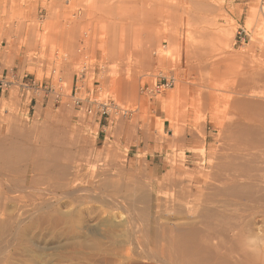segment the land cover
Segmentation results:
<instances>
[{
  "label": "rangeland",
  "instance_id": "374dc122",
  "mask_svg": "<svg viewBox=\"0 0 264 264\" xmlns=\"http://www.w3.org/2000/svg\"><path fill=\"white\" fill-rule=\"evenodd\" d=\"M112 1L114 2L115 0H111V2ZM162 1L163 3H161ZM165 1L169 3L166 4ZM174 1L177 4L174 3ZM93 2L95 4L97 2V5H95ZM101 2L100 0H0V39L6 40V50L12 47V51H10L8 58L2 61L1 69L3 70L4 67L9 69L8 77H10L13 72L18 73L19 78L22 80V82H19L21 85L22 83H30V85H33L31 86L32 88L23 90L20 85L15 84L14 81L12 87L8 89L12 90V100L9 101V99H7L4 104H32L35 106L34 108L36 110L33 122L34 124L37 123L42 127H45L50 119H57V121L64 119L63 123L59 121V125L62 126L63 132L66 131L65 134L68 138H73L71 141H69L67 138L65 162L67 170L66 175H64L63 171L65 170V166L61 165H59V167H54V170L50 172L38 171L39 167L33 164V161L35 159L37 160V158H34L35 156L32 154L33 152L29 153L30 155L27 154V157H25V160L29 157L27 159L29 161L26 160V162H30V164H27L28 168L27 166L24 168L22 167L23 169L20 168L18 171L21 172L19 173L15 171L0 173V218L2 217L0 221L1 223L6 224V227L0 230V264H129L132 262H139L143 264L145 262V264H149V261L151 260L147 255L148 252H151V249L153 250V247L148 242L153 239V233L158 231L157 228L160 226L159 224H167L169 222L172 224L176 220L172 216H169L170 213L168 210L170 205L167 204V202L172 198L175 199L177 196H180V202H183L184 206L186 204L188 205V213L191 215L194 214V211L199 208V201L204 195V189L208 182L207 176H209L210 170V155L215 157L220 154V148L218 145L219 138L221 137L220 129L216 124L217 119H213L211 117V113L213 111L212 109H223L227 104H230V101L233 102L231 97L235 98L236 96H242L235 90L237 81L235 80V77H238L239 75L238 71V74L235 72V66L236 69L237 67L244 68L247 66L244 64L250 62L251 64L248 63V66L250 64L253 68L264 67V0H241L242 3L239 5L240 14L238 19L233 18L229 13H235V9L230 6L228 0H156L157 3H155L156 5H152L153 7L151 6V0L148 2L150 6L145 2V8L144 6H139L136 11L133 8L134 10L132 9L130 12L133 14L129 13V9H120V13L124 18L135 16L137 13H139V15H137L140 17V14H142V17H140L142 18L140 19L141 21H130L129 23L125 21L123 17L121 18V15L119 17L112 15L115 10L113 12L108 11V13L107 10L104 9L106 4H109L110 0H101ZM102 4H104V6ZM171 5L173 6L171 7ZM94 6L97 8L94 9ZM147 7H150L149 9H151V12L149 10L146 12L147 14L148 12L150 13L148 16L144 13L145 11L143 12V10H145ZM169 7L171 8L168 9ZM178 7H180V10ZM99 9H101V11ZM140 9L147 16L148 21L147 19L145 20L146 16L144 17V14L141 13ZM173 10L175 13L177 12L176 17L179 25L176 23L177 21H171L176 20V17L174 16L173 19V15H171L174 13ZM116 11H118L116 13H119V9ZM123 11L126 13H123ZM172 11L173 13H171ZM183 11L185 13H183ZM105 13L107 15H105ZM170 15L172 19L169 18ZM149 16H152L155 19V22H152L153 19H151ZM108 18H110V21L106 20ZM74 19H81V22L79 21V26L81 25L82 28L79 27L78 30L79 32H83L82 34L85 35H82L81 33L79 35L80 37H86L88 40L82 37L80 40L78 37V48L76 46V49L74 50V56H70L68 58L66 57L64 59L65 61L66 59L68 60L70 58V61L68 60L69 63L67 70H64L60 64L63 60L60 56H63L64 54L62 53V51L64 52L62 48L67 36V25L69 27V25L73 24L72 21H74ZM104 19L107 23L104 21ZM117 19L119 22L114 21ZM122 19L124 21H122ZM111 22H113L114 25L122 24L123 22L122 26L119 25L121 27L115 25L116 27L120 28V30H118L121 31L122 36L120 35V32L118 33L116 31L115 26L112 25ZM169 22L173 25V27L170 26L171 24H169ZM108 23H110L112 27H114L113 30H115V32L120 35L117 36V38L120 37V39L115 38V41H119L118 43L122 45L118 44L117 42V45H113V33L108 30L112 34L108 35V31H105V29L107 30L111 27L110 24V26H108ZM149 23L155 25H151V28L153 26L156 28H152L153 31L155 30L154 33L152 32ZM146 25H149L147 27L150 29H147ZM157 25H161V29H159L160 27ZM240 25L245 26L251 34L250 40L244 45L235 44V34L237 28ZM143 27H146V29ZM184 27L186 28L185 30ZM224 28H227V34L229 31V34H233H228L229 37L223 38L221 30L223 31ZM179 29H182L180 30V33L178 32ZM190 29L194 32H191ZM145 30H147V32ZM148 30H150V32ZM160 30H162V33ZM169 30L176 32L174 34H179L178 38L179 36L182 38L183 44L185 42V37L189 39L187 40L185 38L187 40L186 42L189 41L188 43L195 41L196 43H199L200 48L202 47L205 51L206 57H209L208 60H206L208 61V71L204 74V76H202L201 79L198 80L199 82L196 80L198 74L196 75V73L190 72L192 70L186 69V66L184 65L185 62L182 61L181 63L180 58H182L184 53V46H179V43L181 44L182 41H178L177 35H175L177 40L174 42L178 44L179 48L173 41H169L172 39L169 35L173 33L171 31L169 34ZM202 30H206L208 32L211 30L212 32L207 33L205 31L204 33L206 34L203 35L204 33ZM181 31H183V33H181ZM186 31L187 36H185ZM197 31H199L203 36ZM115 32L114 34H116ZM144 32H152L155 36H162L163 39L162 43H160L161 41L159 39L161 37L157 36L155 46L153 45L152 47L153 58L150 61V67L147 65L149 61H144L142 58V50L145 46V42L142 44V41H145ZM195 32H197L196 34H199L200 36L192 34ZM188 33H191L192 35L190 34L189 37ZM211 33H213V35ZM211 35L214 37V40L212 39ZM197 36H205L206 38L209 36V39H211L207 40L208 38L206 39L204 37L209 42L206 44L202 37L200 38L201 40H197ZM143 37L144 40L142 39ZM165 37L169 39L166 40ZM106 38H110L112 41L107 40ZM105 39L107 41H104ZM192 39L194 40L192 41ZM120 40L122 41L120 42ZM210 41L212 42L210 43ZM212 43L215 44L214 47L218 51L217 53L213 46L211 49H209L211 45H213ZM134 44L137 45H135L136 48L134 47ZM109 45L110 47H114L116 51L115 54L117 55L115 58L110 59L111 61L109 59L106 60L108 56L110 58L113 54L109 53ZM142 45L144 46L142 47ZM105 47L106 51L103 50ZM107 48L109 52L107 51ZM140 48L142 49L141 53L139 54L138 52L140 51ZM159 48L160 51H158ZM9 50H11V48ZM103 51L104 53H102ZM187 51H189V49H187ZM18 52H23L24 54L20 61L17 59ZM120 52L122 55H120ZM177 52L179 57L178 54H176ZM189 53L190 59L192 60L191 62H193V58L198 57L199 55V53L197 55L192 53V55H194L193 57L191 56L190 51ZM219 54L224 55L227 60L229 58L234 59L233 61L232 59L228 61H232V63L229 64H234L232 65L233 68L229 64V66L226 65L228 67L225 66L227 60L225 63H222V65L221 62H224V60H222L224 57H219ZM71 57H73V61H71ZM217 58L222 60L220 62L218 61L219 64L216 61ZM103 59L108 65L104 64L105 62L102 61ZM175 59L179 60L176 62ZM209 60L214 67H216V64L219 66L221 64L219 71H215L214 68L210 69V66L212 65L209 64ZM124 61L125 63H123ZM142 62L146 63L144 65L147 66H144ZM182 67H184V69ZM229 67L231 68L228 69ZM231 69L236 74L235 77ZM164 76H175V85L171 88L165 89L154 97H150L142 92V88L144 86L151 84L153 85L156 82H160ZM232 76L235 79H232ZM65 77H68V80ZM135 84H137V86ZM232 86L235 88L233 89ZM122 87L124 91L122 90ZM125 88H127V90ZM231 88L233 89V92L229 91ZM120 90H122L124 93L122 91L120 92ZM260 94L263 97H261ZM262 94L263 93H256L253 98L256 100L259 99L260 102L262 101L261 104H264V94ZM229 96L230 99L228 98ZM77 98L81 100L80 105H76L75 100ZM224 98H228V100H225ZM162 104L166 105L163 107ZM63 105L70 107V112L67 113L64 118L60 115V113L63 112L61 111ZM100 105H107V112L102 113ZM173 107L175 108L174 113L175 116H177L176 118H179L180 120L179 126L181 125L185 133L183 134L182 132V135L180 136L181 140H177L176 142L171 141V157L173 156V158H177L178 163H176V165H178L176 168L178 167V169L174 168L173 172H171L172 174L169 175L168 173L165 175L164 178L167 177V180L162 179L160 182H157L154 178L160 177L165 173V170H163L162 167L165 160L167 159V153L166 149H163V144L160 142H154L155 146H153L148 151V171H154L152 176L147 171V163H145V160H143L144 162H140V165L138 164L136 166H132L131 163V160L139 155V150L144 148V145H135L132 147L129 154L126 155L125 144L130 124L134 121L136 122V120H139L142 124L144 121H146V116H149L148 114L151 115L150 119H152V121L155 120V125L151 130L153 136L157 137L160 134L162 139L172 138L173 136L170 129V121L167 118V113L164 109H167L169 116ZM200 107H203V109ZM32 112L33 109H31V113ZM122 117H124L125 120H122ZM195 117L198 119L197 121L195 120ZM195 122H197L196 124L198 126L195 124ZM198 122L200 123L198 124ZM200 124L203 126L201 127ZM98 134V143H96L95 140ZM191 138H193L192 141H190ZM75 140H78L76 147L71 144L74 143ZM107 141L112 145V150L111 154H107L109 156L105 155L108 161L106 158H104L105 156L102 158L104 160L103 161L101 160V155L106 152V150L103 149V146ZM34 143V145L40 146L37 140H34ZM83 145L88 148L86 149V158L90 162V164L86 167L83 166L86 163V159L84 157L81 159H79L80 157L78 159L74 157L76 156L74 152ZM56 148L58 151L57 146ZM162 149L164 151H161ZM40 151H42V149H34V152L40 153ZM3 152L4 151H0V154ZM216 153L218 155H216ZM245 153L247 154L248 152L243 151V157L245 156ZM189 155H191V157H189ZM41 156L38 158V160L42 158ZM257 157L258 160L262 162L261 165H263L264 153L257 154ZM79 160L81 161L79 162ZM193 160L194 162L196 161V163L200 164L196 168V173H194L192 170L189 171L187 168L189 166L190 169H194L195 165ZM82 162H84L83 165ZM0 163H2L0 164V167L2 166L4 168L9 166V164L5 165L3 160H1V156ZM183 166L187 167L183 168ZM263 166L261 167L263 168ZM44 167L46 168L47 166ZM58 168L61 170L60 172H58ZM88 169L90 170V174L87 173ZM179 169L180 172H178ZM174 170L176 173H174ZM104 171H107V173H104ZM177 174L178 176L180 174V176L178 177ZM136 175L139 180L136 178ZM8 176L12 179H9ZM106 176L107 180L108 178L111 180L110 182H107ZM100 177H104L106 183H104L103 178ZM172 178H174V180ZM244 178L245 177H243V179ZM136 180L137 184L135 183ZM177 180L182 181L180 183V181ZM98 181H102L104 184L99 182V185ZM140 181H145V183ZM173 181L178 183V188H174L175 183ZM143 184L149 185L147 188H144ZM167 184L169 186L172 185L170 189L173 188V192L172 190L169 192ZM101 185H103L102 189ZM105 185L106 192H104ZM161 185L167 186V189L165 186L166 191H164L165 189L162 188ZM132 186L134 190L132 189ZM139 186L142 189H139ZM175 186H177V184H175ZM94 189L95 192L99 194L96 198L93 196L96 194H92L95 193L93 191ZM137 189L140 193H137ZM88 190H90V192ZM89 193L92 195L94 200ZM102 193L103 195L104 193L106 195L103 197ZM140 194L144 195L145 202L142 200L143 197L139 199L140 196H142ZM149 196L151 197L149 198ZM87 197L89 198L87 199ZM137 199L139 200V203ZM117 200L119 201L117 202ZM115 201L117 203H115ZM242 201L246 202L247 200ZM135 202L139 207H136L137 205ZM161 203H163V206ZM48 204L52 205H49L50 209H47ZM113 204H117L119 207L117 208V205H115L116 208L114 209L115 206ZM109 205L111 206L108 207ZM130 205L131 207H129ZM140 206L142 210L141 212ZM241 206L242 208L239 210L238 216L241 217L248 215L250 213V207H252L251 203L246 202ZM112 208L115 211H113ZM125 208L127 209V212ZM130 208H132V210ZM137 208L139 209V212L136 211ZM54 211H56L55 214L53 213ZM50 212H52L54 217L56 214L60 213V215H63L62 217L65 220L62 223H54L49 221L47 218L53 217L51 216L52 214H49ZM137 213L139 217H136ZM132 214L136 220L138 219L137 223L132 217ZM143 214L146 217L148 216L146 218L147 220L144 218V216H142ZM148 214L150 215V219ZM159 216H161V219ZM128 217L129 221L127 220ZM141 218L147 222L150 221L151 223L146 222L148 224L147 225ZM125 220H127L128 224H126ZM140 220L142 221L141 223ZM156 223L158 226H156ZM256 223V225L254 224L255 226L253 225V227H255L253 232L246 233L245 236L255 240L258 245L260 242L261 245L259 246L263 247L264 224L260 220V217H258ZM131 225H134L136 228L140 227L139 229L137 228L139 233L136 230L133 232L134 234L136 233V237L141 235V239H139L140 237H137V240H140L139 243L141 244L142 242L143 245H146V247L142 244L141 246L137 240L134 241L136 243H133L134 246L133 244L130 245L128 243L119 245L114 242V239L117 238V235L127 234L128 232L126 230L129 229ZM123 228H126V230L124 229L125 232L122 230ZM146 228L150 230V233ZM8 229L9 232H7ZM1 231H4V233L6 232V235ZM143 233L146 237L143 235ZM106 235L110 238L107 239ZM145 238H147L146 240L148 241L144 242ZM142 239L144 241H142ZM122 246H125L124 249L126 251L121 249ZM126 247H128V249H126ZM148 247H150L149 250H147ZM139 254L145 257L138 256ZM146 258L148 260H146ZM160 258L161 257L159 256V259ZM143 259L145 261H143ZM159 259L158 261L152 260L151 263L156 262L157 264H160L161 262Z\"/></svg>",
  "mask_w": 264,
  "mask_h": 264
},
{
  "label": "bare ground",
  "instance_id": "6f19581e",
  "mask_svg": "<svg viewBox=\"0 0 264 264\" xmlns=\"http://www.w3.org/2000/svg\"><path fill=\"white\" fill-rule=\"evenodd\" d=\"M103 1V0H102ZM151 0H115L114 2L112 1L111 2V0H110V2H109V4H106V7L104 8V9H106L107 10V12L109 11V12H113L114 10H115V12L112 14V15H115V17L116 16H120L121 18L123 17V15L120 13V9H124L125 8V10L127 9H129L130 11H129V13L131 12V10L134 8L135 9V11H136V9L137 8H139V6H141V7H143L146 3H148V2H150ZM100 2H101V0H100ZM106 2V1H105ZM146 2V3H145ZM166 2V1H165ZM94 3V2H93ZM102 3V2H101ZM127 3H129V4H127ZM144 3V4H143ZM152 4H151V6L152 5H156L155 3H157L156 2V0H152V2H151ZM161 3H163V1L161 2ZM169 3V2H168ZM167 2H166V4H168ZM174 3H176L175 1H174ZM95 4V3H94ZM94 4H92V5H94ZM140 4V5H139ZM177 4V3H176ZM185 4V3H184ZM190 4H192V3H190ZM81 5H83V4H81ZM95 5H97V2H96V4ZM98 5H99V2H98ZM101 5V4H100ZM103 6H104V4H102ZM147 5H149L150 6V4L148 3ZM209 5V4H208ZM85 6V5H84ZM161 6V5H160ZM166 6V5H165ZM173 5H171V7H172ZM175 6V5H174ZM179 6V5H178ZM192 6V5H191ZM203 6V5H202ZM99 7V6H98ZM127 7V8H126ZM153 7V6H152ZM151 7V8H152ZM167 7H168V5H167ZM171 7H169L168 9H170ZM182 7V6H181ZM188 7V6H187ZM209 7V6H208ZM94 9H96L95 8V6L93 7ZM103 8V7H102ZM101 8V9H102ZM144 8H145V6H144ZM144 8H142V9H144ZM150 7H147L145 10H143V12L145 13V14H147L146 12L149 10H151V9H149ZM158 8V7H157ZM165 8V7H164ZM177 8V7H176ZM180 7H178V9H179ZM211 8V7H210ZM101 9H99L100 11H101ZM103 9V10H104ZM117 9H119V13H116V12H118V11H116ZM133 9V10H134ZM162 9V8H161ZM160 9V10H161ZM173 9V8H172ZM207 9V8H206ZM209 9V8H208ZM141 10V9H140ZM176 10V9H175ZM180 10V9H179ZM183 10H184V8H183ZM201 10H204V9H201ZM105 11V10H104ZM174 11V10H173ZM173 11L171 12V13H173ZM208 11H211V10H208ZM84 12H86V11H84ZM88 12V11H87ZM95 12V11H94ZM108 12V13H109ZM138 12V11H137ZM136 12V13H137ZM140 12V11H139ZM142 12V10H141V13H143ZM151 12V11H150ZM179 12V11H178ZM181 12V11H180ZM83 13V12H82ZM123 13H126V12H124L123 11ZM128 13V12H127ZM135 13V14H136ZM143 13V14H144ZM174 13H175V11H174ZM171 14V15H173L172 17H173V19H174V16L176 17L177 16V12L175 13V14ZM183 13H185L184 11H183ZM84 14H86V13H84ZM95 14V13H94ZM116 14H119V15H116ZM130 14H133V13H130ZM129 14V15H130ZM138 15H139V13H137ZM135 15V16H129V17H126V18H124V20L125 21H127L128 23L130 22V21H132V22H137V21H141L140 19H142V18H140V17H142L141 15L142 14H140V17L138 16V15ZM144 14V17L146 16ZM148 14L150 15V13L148 12ZM148 14H147V16H148ZM159 14V13H158ZM77 15V14H76ZM91 15H92V13H91ZM105 15H107L106 13H105ZM110 15H111V13H110ZM151 15H152V13H151ZM160 15V14H159ZM171 15H170V17L169 18H171ZM179 15V14H178ZM90 16V15H89ZM109 16V15H108ZM147 16H146V18H145V20L147 19V21H148V18H147ZM80 17V16H79ZM103 17V16H102ZM113 17V16H112ZM111 17V18H112ZM149 17H151V19H153L152 20V22L155 20L152 16H149ZM163 17V16H162ZM161 17V18H162ZM75 18H77V17H75ZM84 18V17H83ZM97 18H99V17H97ZM105 18V17H104ZM107 18V17H106ZM114 18V17H113ZM181 18V17H180ZM199 18V17H198ZM82 19V18H81ZM81 19L80 20H75L74 19V21H72L73 22V24H71V25H69V27H68V25H67V29H68V31H66L67 32V36H66V38H65V41H64V46H63V48H62V50H64V52L62 51V53H64L63 54V56L61 55L60 57H62V61H61V65H62V69H64V70H67V66H68V63H69V61L67 60H65L64 61V59L67 57H70V56H74V50L76 49V46H77V44H78V37L80 38V40H81V37L82 38H86V37H83V36H81L80 37V33L82 34L83 32H79V30H78V28L80 27V28H82L81 27V25L79 26V21L81 22ZM91 19V18H90ZM93 19V18H92ZM100 19V18H99ZM102 19V18H101ZM110 18H108V19H106L107 21H110L109 20ZM150 19V18H149ZM151 19H150V21H151ZM172 19V18H171ZM176 20H171V21H174V22H176L177 21V17L175 18ZM210 19V18H209ZM72 20V19H71ZM71 20H70V22H71ZM123 19H122V21H124ZM144 20V19H143ZM212 20V19H211ZM101 21V20H100ZM104 21H105V19H104ZM115 22H119L118 21V19L117 20H114ZM170 21V20H169ZM199 21V20H198ZM68 22H69V20H68ZM106 22V21H105ZM114 22V23H115ZM121 22V21H120ZM155 22V21H154ZM196 22V21H195ZM107 23V22H106ZM112 23V25H114L113 24V22H111ZM176 23H178V21L176 22ZM200 23V22H199ZM205 23H206V21H205ZM209 23V22H208ZM90 24V23H89ZM110 23H108V26H110L109 25ZM118 24V23H117ZM122 24H123V22H122ZM122 24H118V25H116V26H119V25H121L122 26ZM143 24V23H142ZM147 24V23H146ZM150 24V23H149ZM169 24H171L170 22H169ZM204 24V23H203ZM112 25H111V27L110 28H108L107 30L105 29V31H108V30H110L112 33H113V35L108 31V35L109 34H111L112 35V37H113V40L115 41V38H117V36H120L121 35V31H119L120 30V28H118V27H116L115 25V29H116V31L119 33L120 32V35L117 33V32H115V30H113V28L114 27H112ZM125 25H128V24H125ZM124 25V26H125ZM144 25H145V23H144ZM143 25V26H144ZM151 25H154V24H150V28H151ZM175 25V24H174ZM178 25H179V23H178ZM177 25V26H178ZM189 25V24H188ZM210 25V24H209ZM85 26V25H84ZM121 26H119V27H121ZM147 26H149V25H146V27ZM155 26V25H154ZM153 26V27H154ZM157 26H161V25H157ZM171 27H173V25L171 24L170 25ZM177 26H175V27H177ZM182 26V25H181ZM146 27H143L144 29H146ZM152 27V28H153ZM158 27V28H159ZM180 27V26H179ZM178 27V28H179ZM186 27V26H185ZM184 27V30L186 29ZM18 28V27H17ZM125 28V27H124ZM126 28H127V26H126ZM149 27H147V29H148ZM149 28V29H150ZM152 28H151V30H152ZM155 28V27H154ZM153 28V29H154ZM181 28H183V27H181ZM112 29V30H111ZM119 29V30H118ZM140 29H141V27H140ZM156 29V28H155ZM159 29H161V27L159 28ZM158 29V30H159ZM169 29V28H168ZM188 29H189V27H188ZM202 29V28H201ZM207 29V28H206ZM81 30V29H80ZM127 30V29H126ZM130 30V29H129ZM143 30V29H142ZM180 30H182V29H179L178 30V32L180 33ZM226 30H227V28L225 29L224 28V30L222 31L221 30V32H222V37L223 38H226V37H229L228 36V34L230 33V31L228 32V34H227V32H226ZM82 31V30H81ZM146 32H147V30H145ZM149 32H150V30H148ZM155 31V30H154ZM154 31L152 30V32L154 33ZM161 31V33H162V30H160ZM172 31V30H171ZM170 30L168 31V33L170 34V32H171ZM177 31V30H176ZM188 31V30H187ZM187 31L185 32V36H187ZM190 31H191V29H190ZM189 31V32H190ZM193 31V30H192ZM191 31V32H192ZM203 31V33L206 31V30H202ZM210 32H212L211 30H209ZM14 32V31H13ZM114 32L116 33V34H118V35H116V34H114ZM139 32V31H138ZM143 32V31H142ZM145 33L144 32V37H145V41H142V44H143V42H145L144 44H145V46L144 45H142V47L144 46V49L142 50L143 52H142V55H143V57H142V55H141V57L143 58V60L145 61H149V63H147V65L149 66V64H150V61L152 60V58H153V55H152V53H153V49H152V47H153V45L155 46V41H156V39H157V36H160V35H157V36H155L153 33ZM173 32V31H172ZM177 32V33H178ZM194 32V31H193ZM199 34H200V32L199 31H197ZM197 32H195V33H192V34H194V35H198V36H200V35H202V34H196ZM207 33H210V32H208V31H206ZM215 32V31H214ZM213 32V33H214ZM221 32L219 31V33L221 34ZM106 33V32H105ZM129 33V32H128ZM128 33H127V35H128ZM132 33V32H131ZM160 33V32H159ZM174 33H176V32H173V33H171V35H169V36H171V38L172 39H174V38H176L175 37V35H177V34H174ZM181 33H183V31H181ZM213 33H211L212 35H213ZM88 34V33H87ZM130 34V33H129ZM189 34V37H190V34L191 33H188ZM191 34V35H192ZM206 33H204L203 35H205ZM216 34H218V33H216ZM215 34V35H216ZM233 33H231V34H229V35H232ZM82 35H85V34H82ZM102 35V34H101ZM108 35H107V37H108ZM116 35V36H115ZM126 35V36H127ZM179 35V34H178ZM178 35H177V38H178ZM193 35V36H194ZM202 35V36H203ZM209 35V34H208ZM211 35V37H212V39L214 40V37ZM122 36V35H121ZM129 36H131V35H129ZM168 36V37H169ZM181 36H182V34H181ZM197 36V40L198 39H200L201 37H198ZM210 36V35H209ZM209 36L206 38L205 36V38L207 39V40H210L209 39ZM218 36V35H217ZM10 37V36H9ZM88 37V36H87ZM103 37V36H102ZM123 37H124V34H123ZM132 37V36H131ZM144 37L142 38L143 40H144ZM161 38L159 39L161 42L160 43H162V36H160ZM167 37V36H166ZM165 37V38H166ZM183 37V36H182ZM196 37V36H195ZM204 37H202L203 38V40H204V42L207 44V43H209ZM105 38V37H104ZM119 39H120V37H118ZM117 38V39H118ZM159 38V37H158ZM170 38V37H169ZM169 38H166V40H168ZM177 38L176 39H174V40H169L170 42L171 41H175L176 42V40H177ZM179 38H181L180 36H179ZM178 38V41L179 40H181L182 41V38L181 39H179ZM186 38V37H185ZM184 38V40H185V42H184V44H183V41L181 42V44L179 43V46L180 47H183V49H184V53H183V55H182V58H180L181 59V63H182V61L183 62H185V66H186V69H190V70H192V71H190V72H193V73H196V75L198 76L197 78H196V80L198 81L199 79H201L202 78V76H204V74L208 71L207 69H208V61H206V60H208V58L206 57V54H205V51L203 50V48L201 47L200 48V46H199V43H196V41L195 42H192V43H188V42H186L187 40H189L188 38H186L185 39ZM87 39V38H86ZM97 39V38H96ZM107 40H110V38H106ZM104 40V41H107V40ZM112 39V38H111ZM217 39V38H216ZM88 40V39H87ZM194 39H192V41H193ZM201 40V39H200ZM203 40H202V42H203ZM110 41H112V40H110ZM114 41H112L114 44L113 45H117V43L119 42H117V40L114 42ZM122 40H120V42H121ZM168 41V42H169ZM207 41V42H206ZM117 42V43H116ZM172 42V43H173ZM174 42V43H175ZM212 41H210V43H211ZM81 43V42H80ZM85 43V42H84ZM87 43V42H86ZM97 43V42H96ZM106 43V42H105ZM105 43H104V46H105ZM130 43V42H129ZM107 44V43H106ZM118 44H120V43H118ZM171 44V43H170ZM176 44V43H175ZM213 44V43H212ZM95 45H97V44H95ZM120 45H122V44H120ZM131 45V44H130ZM135 45L136 44H134V47H135ZM177 45V47L179 48V46H178V44H176ZM214 45L215 44H213V45H211V47L210 46H208V47H210L209 49H211L212 48V46H213V48L215 49V47H214ZM137 46V45H136ZM62 47V46H61ZM80 47V46H79ZM106 47H107V45H106ZM106 47H105V49H103L104 51H106ZM109 47H110V45H109ZM119 47V46H118ZM117 47V48H118ZM121 47V46H120ZM123 47V46H122ZM77 48H78V46H77ZM104 48V47H103ZM136 48V47H135ZM161 48V47H160ZM160 48H159V50L158 51H160ZM121 49H123V48H121ZM141 49L142 48H140V51L138 52L139 54L141 53ZM182 49V48H181ZM182 49V50H183ZM187 49H189V51L191 52V56H193L194 57V55H197L198 53H199V55H198V57H195V58H193V62H191L192 60L190 59V53H189V51H187ZM109 50H110V52H109ZM109 50H108V48H107V51L110 53V54H112L111 55V57L109 58V56L107 57V55H106V57H107V59L106 60H110V59H113V58H115V56H117L115 53H116V51H115V49H114V47H110L109 48ZM136 50V49H135ZM162 50V49H161ZM213 50V49H212ZM216 50V49H215ZM104 51L102 52V53H104ZM123 51V50H122ZM214 51V50H213ZM134 52V51H133ZM176 52V51H175ZM215 52V51H214ZM218 51L216 50V53H217ZM97 53V52H96ZM95 53V54H96ZM101 53V52H100ZM99 53V54H100ZM121 53V52H120ZM137 53V54H138ZM171 53V52H170ZM192 53L194 54V55H192ZM115 54V55H114ZM130 54V53H129ZM137 54H136V56H137ZM138 54V55H139ZM176 54H178V52L176 53ZM104 55V56H105ZM120 55H122V53L120 54ZM238 55V54H237ZM104 56H103V58H104ZM152 56V57H151ZM219 57L220 56H223L224 58H225V56L224 55H221V54H219L218 55ZM217 56V57H218ZM227 56V55H226ZM101 57V56H100ZM105 57V58H106ZM138 57V56H137ZM178 57H179V54H178ZM177 57V58H178ZM230 57V56H229ZM72 58V60L71 61H73V57H71ZM139 58H140V56H139ZM172 58V57H171ZM222 58V57H221ZM222 59V60H224V62L222 61V60H219L220 58H217V63H218V61L220 62V61H222L221 62V64L222 63H225L226 62V58L225 59ZM248 58V57H247ZM101 59V58H100ZM230 59H232V58H229L228 60H227V62L228 61H230ZM61 60V59H60ZM176 60V59H175ZM174 60V61H175ZM179 59H177L176 60V62L178 61ZM211 60V59H210ZM209 60V61H210ZM213 60H214V58H213ZM234 59H232V61H233ZM102 61H104L105 62V60L103 59ZM111 61V60H110ZM212 61V60H211ZM211 61L209 62V64H211L212 65V63H211ZM215 61V60H214ZM232 61L231 62H226V64H225V66L226 65H228L229 63L231 64L232 63ZM103 62V63H104ZM121 62V61H120ZM171 62V61H170ZM207 62V63H206ZM213 62V61H212ZM236 62V61H235ZM73 63V62H72ZM107 62H105L104 64H106ZM109 63V62H108ZM123 63H125V61L123 62ZM143 63V65L144 64H146V63H144V62H142ZM234 63V62H233ZM248 63H250V62H248ZM248 63H246V64H244V65H247L246 67H244V68H242V67H237V69H236V66H235V72L237 73V71L239 72V75H238V77H235L236 76V74L234 73V71H232V69H231V71L233 72V75H234V77L236 78H233V76L231 77L232 79H235V80H237L236 81V88L235 87H233L232 86V88L234 89L235 88V90L238 92V93H240L242 96H236L235 98H233V97H231V100L233 101V102H231L230 101V104H227L223 109H219V110H216V109H212L213 111H212V113H211V117L213 118V119H217V122H216V124H217V126L219 127V129H220V138H219V148H220V154L218 155L217 153H216V155H218V156H213V155H210V163H209V166H210V170H209V176H207V178H208V182H207V185H206V187H205V189H204V195H203V197L200 199V201H199V208L198 209H196L195 211H194V214H189L188 213V205L186 204L185 206L183 205V202H180L181 201V198H180V196H177L175 199H165V200H169L168 202H167V204H169L170 205V208H169V213H170V217L172 216L174 219H176L172 224L170 223H167V224H159L160 226L157 228L158 229V231H157V229H156V233H153L154 234V236H153V239L152 240H150L148 243L150 244V245H152V247H153V250L151 249V252H148V258L152 261H158V259H159V256L161 257L160 259H159V261L162 263V264H264V249H263V247H261V246H259V245H261L260 244V242H259V245H258V243L255 241V240H253L252 238H247L246 236H245V234L246 233H251V232H253V229L255 228V227H253V225L257 222V220H258V217H260V220L262 221V223L264 224V164L263 165H261L262 164V162H260L259 160H258V157H257V154H259V153H264V104L262 103L261 104V102L259 101V99H254L253 98V96L256 94V93H263L264 94V67H257V68H253L252 67V65H250L249 64V66H248ZM110 64V63H109ZM116 64V63H115ZM178 64V63H177ZM183 64H182V66H183ZM214 64H215V62H214ZM219 64V63H218ZM218 64H216L215 66L216 67H214L213 65L212 66H210L211 68L210 69H212V68H214L215 69V71L217 70V71H219V69L221 68L220 66H221V64H220V66L218 65ZM229 64V65H230ZM253 64V63H252ZM4 65V64H3ZM106 65H108V64H106ZM121 65V64H120ZM147 65H144V66H147ZM218 65V66H217ZM223 65V64H222ZM228 65V66H229ZM232 65H234V64H232ZM232 65H230V66H232ZM254 65V64H253ZM105 66V65H104ZM110 66V65H109ZM228 66H226V67H228ZM241 66V65H240ZM255 66H256V64H255ZM105 67H107V66H105ZM150 67V66H149ZM217 67H218V69H217ZM220 67V68H219ZM183 69H184V67H182ZM231 67H229L228 69H230ZM232 68H233V66H232ZM242 68V69H241ZM105 69V68H104ZM107 69V68H106ZM213 69V70H214ZM107 70H109V69H107ZM124 70V69H123ZM140 70V69H139ZM189 71V70H188ZM64 72V71H63ZM134 72V71H133ZM231 72V73H232ZM66 73V72H65ZM192 73V74H193ZM238 74V73H237ZM194 75V74H193ZM232 75V74H231ZM230 75V76H231ZM64 76H65V74H64ZM60 77V76H59ZM62 77V76H61ZM66 78V77H65ZM64 78V79H65ZM68 78V77H67ZM66 78V79H67ZM61 79V78H60ZM68 80V79H67ZM63 81V80H62ZM65 81V80H64ZM102 81V80H101ZM196 81V82H197ZM227 81H228V79H227ZM199 82V81H198ZM197 82V83H198ZM136 86H137V84H135ZM152 85V84H151ZM120 86V85H119ZM136 86H135V88H136ZM227 86V85H226ZM230 86V85H229ZM228 86V87H229ZM134 87V86H133ZM132 87V88H133ZM179 88H180V86H179ZM224 88V87H223ZM231 88V89H232ZM126 90H127V88H125ZM229 89V88H228ZM227 89V90H228ZM229 90L230 92L232 91L233 92V89L232 90ZM122 90L124 91V89H123V87H122ZM122 90H120V92L122 91ZM136 90V89H135ZM177 90V89H176ZM179 90V89H178ZM122 91V92H123ZM228 91V92H229ZM119 92V93H120ZM126 92V91H125ZM124 93V92H123ZM201 93H202V91H201ZM121 94V93H120ZM234 94V93H233ZM235 94H236V92H235ZM262 94V95H263ZM124 95V94H123ZM125 95H126V93H125ZM227 95V94H226ZM260 96H261V94H260ZM226 97V96H225ZM261 97H263V96H261ZM229 99H230V96L228 97ZM228 98L226 99V98H224L225 100H228ZM234 100H233V99ZM78 99V98H77ZM76 99V100H77ZM75 100V102H76V105H77V101ZM224 100V101H225ZM198 102H199V100H198ZM197 102V103H198ZM202 104V103H201ZM78 105H80V104H78ZM174 105H176V104H174ZM193 106H195L194 104H192ZM197 105V104H196ZM64 106V105H63ZM72 106V105H71ZM107 106V105H106ZM201 106H203V105H201ZM175 107V106H174ZM173 107V109L171 110V112H170V114H169V117H170V120H171V127H170V129H171V133H172V138H170V140L172 141V142H176L177 140H181L180 139V136L182 135V132H183V134H185L184 133V129H182V127H181V125L179 126V122H180V120H179V118H176L177 116H175V113H174V111H175V108ZM64 110H67V106L65 105L64 107ZM107 108H108V106H107ZM200 108H202L203 109V107H200ZM208 108V107H207ZM195 109V108H194ZM206 109V108H205ZM63 110V109H62ZM70 110V109H69ZM91 112V111H90ZM179 112V111H178ZM187 112V111H186ZM185 114V113H184ZM181 115V114H180ZM180 115H179V117H180ZM63 116V115H62ZM69 117V116H68ZM185 117V116H184ZM196 118V117H195ZM186 119V118H185ZM184 119V120H185ZM57 120V119H56ZM122 120H125L124 119V117H122ZM196 121L198 120L197 118L195 119ZM202 121V120H201ZM122 122H124V121H122ZM215 122V121H214ZM134 123H135V126H136V122L134 121ZM133 123V124H134ZM197 122H195V124H196ZM200 122H198V124H199ZM197 125V124H196ZM201 125V124H200ZM184 126V125H183ZM198 126V125H197ZM203 125H201V127H202ZM48 127V126H47ZM135 128V127H134ZM183 128H185V127H183ZM42 129H44L43 127H42ZM132 129H133V126H132ZM48 131V130H47ZM45 133H46V131H44ZM133 133H135V129H134V131H133ZM191 135V134H190ZM133 136V135H132ZM43 137V136H42ZM49 137V136H48ZM131 139L133 138V140H134V137H130ZM45 139V138H44ZM47 139V138H46ZM45 139V140H46ZM59 139V138H58ZM189 139V138H188ZM48 140V139H47ZM193 140V138H191V140L190 141H192ZM132 141V140H131ZM38 142V141H37ZM77 142V141H76ZM184 142V141H183ZM185 142H186V140H185ZM132 143V142H131ZM48 144V143H47ZM76 144V143H75ZM129 144H130V142H129ZM128 144V145H129ZM172 144V143H171ZM181 144V143H180ZM184 144V143H183ZM50 145V144H49ZM178 145V144H177ZM184 146V145H183ZM218 147V146H217ZM172 148V147H171ZM57 149V148H56ZM12 150V149H11ZM106 150V149H105ZM169 151H171L170 149H168ZM174 150V149H173ZM20 151V150H19ZM39 151V150H38ZM243 151H247L248 153L246 154L245 153V156L243 157V155L244 154H242V152ZM31 152H33V151H30L29 153H31ZM41 152V151H40ZM109 152V151H108ZM107 152V153H108ZM175 152V151H174ZM23 153V152H22ZM26 154H29V153H27V152H25ZM44 153V152H43ZM45 153H46V151H45ZM184 153V152H183ZM21 153H18V151H15V150H12V151H4L3 153H1L0 154V156H1V160H3V162L5 163V165L7 164H10V162H12V161H16V159H18V156H19V158L21 159V155H20ZM33 154V153H32ZM36 154H38V152L36 153ZM40 154V153H39ZM169 154V153H168ZM17 155V156H16ZM22 155H24V157H22V158H25V157H27L24 153L22 154ZM30 155V154H29ZM42 155V154H41ZM177 155V154H176ZM36 156V155H35ZM42 156H44V155H42ZM41 156V157H42ZM46 156V155H45ZM107 156H109V155H107ZM169 156V155H168ZM171 156V155H170ZM169 156V157H170ZM175 156V155H174ZM52 157V156H51ZM54 157V156H53ZM59 157V156H58ZM185 157V156H184ZM203 157V156H202ZM29 158V157H28ZM28 158H26V160L28 159ZM104 158H106V156L104 157ZM102 159V158H101ZM113 159V158H112ZM145 158H143V160H144ZM169 159V158H168ZM179 159V158H178ZM22 160V159H21ZM26 160L24 159V161L26 162ZM103 160V159H102ZM106 160H107V158H106ZM24 161H21V162H24ZM27 161H29V160H27ZM104 161V160H103ZM108 161V160H107ZM177 161V158L176 157H174L173 158V156L170 158V166H169V175L170 174H172L171 172H173V169L174 168H176V166L178 165H176V163H178V161ZM24 162V163H25ZM36 162V161H35ZM46 162V161H45ZM55 162V161H54ZM144 162V161H143ZM15 163V162H14ZM30 163V162H29ZM29 163H27V164H29ZM37 163V162H36ZM42 163V162H41ZM41 163H38L39 165L41 164ZM145 163H146V160H145ZM144 163V164H145ZM169 163V162H168ZM0 164H2V163H0ZM35 164V163H34ZM143 164V165H144ZM140 165V164H139ZM168 165V164H167ZM182 165V164H181ZM34 166V165H33ZM41 166V165H40ZM42 166H43V164H42ZM133 166V165H132ZM145 166V165H144ZM203 166V165H202ZM261 166H263V168L261 167ZM2 167V166H1ZM0 167V168H1ZM105 167V166H104ZM168 167V166H167ZM27 168H28V166H27ZM106 168V167H105ZM137 168V167H136ZM166 168V167H165ZM180 168H181V166H180ZM183 168H186V167H184L183 166ZM182 168V169H183ZM189 168V167H188ZM203 168V167H202ZM39 169H41L42 170V168H39ZM139 169V168H138ZM138 169H135V170H138ZM144 169H145V167H144ZM176 169H178V167L176 168ZM190 169V168H189ZM196 169V168H195ZM204 169H206V168H204ZM203 169V170H204ZM209 169V168H208ZM18 170V169H17ZM104 170V169H103ZM185 170V169H184ZM184 170H182V171H184ZM5 171V170H4ZM24 171V170H23ZM34 171V170H33ZM32 171V172H33ZM44 171V170H43ZM143 171H145V170H143ZM190 171V170H189ZM195 171V170H194ZM19 172H21V171H19ZM100 172H101V170H100ZM99 172V173H100ZM107 173V171H104V173ZM167 172V171H166ZM178 172H180V169L178 170ZM102 173V172H101ZM100 173V174H101ZM143 173V172H142ZM174 173H176V171L174 170ZM100 174H99V176H100ZM144 174V173H143ZM142 174V175H143ZM165 174V173H164ZM168 174V172L166 173V175ZM181 174H182V172H181ZM102 175V174H101ZM105 175V174H104ZM138 175V174H137ZM137 175H136V178H137ZM144 175H146V174H144ZM98 176V175H97ZM108 176H109V174H108ZM147 176V175H146ZM173 176V175H172ZM177 176H178V174H177ZM176 176V177H177ZM179 176H180V174H179ZM178 176V177H179ZM144 177V176H143ZM174 177V176H173ZM243 177H245L244 179H243ZM87 178V177H86ZM100 178H103V180H104V177H100ZM160 178V177H159ZM167 178V177H166ZM166 178H164V177H162V179H166ZM138 179V178H137ZM148 179V178H147ZM146 179V180H147ZM161 179V178H160ZM173 180H174V178H172ZM171 179V180H172ZM178 179V178H177ZM98 180V179H97ZM106 180H107V176H106ZM109 180V181H108ZM108 180H107V182H110L111 180L108 178ZM139 180V179H138ZM141 180V179H140ZM167 180V179H166ZM186 180H188V179H186ZM148 181V180H147ZM146 181V182H147ZM177 181H180V180H177ZM182 181V180H181ZM181 181H180V183H181ZM184 181V180H183ZM99 182L100 181H98V184H99ZM102 182V181H101ZM100 182V183H101ZM104 183H106L105 182V180L103 181ZM102 182V183H103ZM140 182H144L145 183V181H140ZM168 182H169V180H168ZM171 182V181H170ZM174 182V181H173ZM173 182H172V184H173ZM97 183V182H96ZM103 183V184H104ZM134 183V182H133ZM136 184H137V180H136V182H135ZM134 183V184H135ZM148 183V182H147ZM163 183V182H162ZM175 184H177V186H175V184H174V188H178V183L177 182H174ZM179 183V184H180ZM184 183V182H183ZM129 184V183H128ZM127 184V185H128ZM149 184H150V182H149ZM148 184V185H149ZM163 184H165V183H163ZM94 185H96V184H94ZM100 185V184H99ZM107 185V184H106ZM106 185L104 186V192H106ZM133 185V184H132ZM144 185V188H147V186L148 185H145V184H143ZM152 185V184H151ZM168 185V184H167ZM192 185V184H191ZM259 185V186H258ZM102 186L103 185H101V189H102ZM118 186V185H117ZM135 186H137V185H135ZM142 186V185H141ZM162 186V185H161ZM161 186H160V188H161ZM165 186L166 185H163L162 186V188H164L165 189ZM172 186V185H171ZM171 186H169L168 185V188H169V192H170V190H172V189H170L171 188ZM95 188H96V186H95ZM109 188H110V185H109ZM109 188H108V190H109ZM121 188H122V185H121ZM120 188V189H121ZM98 189V188H97ZM127 190H129L130 189V185H129V189L128 188H126ZM132 189H133V186H132ZM139 189H142V188H140V186H139ZM149 189V188H148ZM159 189V188H158ZM166 189H167V186H166ZM166 189L164 190V191H166ZM126 190V191H127ZM134 190V189H133ZM85 191V190H84ZM89 192H90V190H88ZM94 192H95V189L93 190ZM99 191H101V190H99ZM116 191V190H115ZM132 191V190H131ZM136 191H138V189L136 190ZM143 191V190H142ZM144 191H146V190H144ZM150 191H151V189H150ZM97 192H98V190H97ZM102 192V191H101ZM134 192V191H133ZM132 192V193H133ZM149 192V191H148ZM147 192V193H148ZM161 192V191H160ZM167 192H168V190H167ZM172 192H173V190H172ZM86 193V192H85ZM100 193V192H99ZM130 193V192H129ZM131 193V194H132ZM137 193H140L139 191L137 192ZM149 193H151V192H149ZM176 193V192H175ZM197 193V192H196ZM90 194V193H89ZM92 194H96V195H93V196H95L94 198H96L99 194H97L96 192L95 193H92ZM101 194V193H100ZM134 194H135V192H134ZM133 194V195H134ZM155 194H156V192H155ZM82 195V194H81ZM87 195H88V193H87ZM102 195H103V193H102ZM106 194L104 193V195H103V197L105 196ZM130 195V194H129ZM140 195H142V194H140ZM154 195V194H153ZM174 195V194H173ZM84 196V195H83ZM90 196L92 197V195L90 194ZM89 196V197H90ZM101 196V195H100ZM119 196V195H118ZM135 196V195H134ZM136 196H137V194H136ZM175 196V195H174ZM173 196V197H174ZM85 197H86V195H85ZM84 197V198H85ZM89 197H87V199L89 198ZM108 197V196H107ZM141 197H143V202H145V198H144V195H142V196H140V198L139 199H141ZM146 197V196H145ZM151 196H149V198H150ZM155 197V196H154ZM163 197V196H162ZM183 197V196H182ZM93 198V197H92ZM94 198H93V200H94ZM99 198V197H98ZM163 198H165V197H163ZM169 198V197H168ZM184 198V197H183ZM100 199V198H99ZM130 199H132V198H130ZM152 199H153V197H152ZM185 199V198H184ZM196 199V198H195ZM199 199V198H198ZM86 200V199H85ZM113 200V199H112ZM111 200V201H112ZM123 200V199H122ZM129 200V199H128ZM138 200V199H137ZM157 200V199H156ZM242 200H247L246 202H250L251 203V205H252V207H250V213L248 214V215H245V216H241V217H239L238 216V212H239V210H241V208H242V206L241 205H244L246 202H243ZM90 201V200H89ZM119 200H117V202H118ZM124 201V200H123ZM122 201V202H123ZM127 201V200H126ZM151 201V200H150ZM96 202H98V201H96ZM116 201H115V203H117ZM137 202V201H136ZM136 202H135V204H136ZM164 202V201H163ZM104 203V202H103ZM102 203V204H103ZM108 203V202H107ZM112 203V202H111ZM125 203V202H124ZM123 203V204H124ZM138 203H139V200H138ZM151 203V202H150ZM149 203V204H150ZM198 203V202H197ZM109 204V203H108ZM134 204V203H133ZM144 204V203H143ZM162 204V206H163V203H161ZM160 204V205H161ZM164 204H165V202H164ZM52 206L51 204H48V208L47 209H50V206ZM114 205V204H113ZM115 205H117V204H115ZM114 205V206H115ZM119 205H121V204H119ZM128 205V204H127ZM137 206L136 207H139L138 206V204H136ZM168 205V206H169ZM111 205H109L108 207H110ZM113 206V207H114ZM123 206V205H122ZM126 206V205H125ZM119 206L117 205V208H118ZM128 207V206H127ZM126 207V208H127ZM129 207H131V205L129 206ZM146 207V206H145ZM148 207V206H147ZM246 207V206H245ZM55 208V207H54ZM53 208V209H54ZM116 208V206L114 207V209ZM124 208V207H123ZM125 208V209H126ZM162 208V207H161ZM109 209H111V208H109ZM131 210H132V208H130ZM134 209H135V207H134ZM1 210V209H0ZM56 210V209H55ZM104 210H106V209H104ZM112 210H113V208H112ZM139 209L137 208V212H139L138 211ZM149 210V209H148ZM166 210V209H165ZM48 211V210H47ZM51 211V210H50ZM53 211V210H52ZM108 211V210H107ZM113 211H115V210H113ZM129 211V210H128ZM142 210H141V206H140V212H141ZM248 211V210H247ZM55 212L56 211H54L53 213L55 214ZM126 212H127V209H126ZM146 212V211H145ZM249 212V211H248ZM131 213H133V212H131ZM134 213H135V211H134ZM133 213V214H134ZM144 213V212H143ZM148 213V212H147ZM2 214H4V213H2ZM48 214V213H47ZM49 214H52V212H50ZM110 214V213H109ZM112 214V213H111ZM128 214V213H127ZM129 214H130V212H129ZM128 214V215H129ZM133 214H132V217H133ZM146 214V213H145ZM150 214V213H149ZM148 214V215H149ZM138 215V213L136 214V217H139V215ZM147 215V214H146ZM48 216V215H47ZM51 216H53V214L51 215ZM63 215H60V213L59 214H56L55 215V217L53 218V217H45V218H47L49 221H52V222H54V223H62L65 219L62 217ZM130 216V215H129ZM141 216V215H140ZM142 216H144V214L142 215ZM6 217V216H5ZM148 217V216H147ZM146 216H144V218L146 219L147 218ZM160 217V219H161V216H159ZM2 218V217H1ZM0 218V219H1ZM44 218V219H45ZM134 218V217H133ZM143 218V217H142ZM141 218V219H142ZM15 219V218H14ZM41 219V218H40ZM43 219V220H44ZM129 219V217L127 218V220ZM135 220H136V218H134ZM133 219V220H134ZM140 219V218H139ZM149 219H150V215H149ZM172 219V218H171ZM17 220V219H16ZM42 220V219H41ZM47 220V221H48ZM127 220H125L126 221V224H128V222H127ZM138 220V219H137ZM137 220L135 221L136 223H137ZM142 220H144V219H142ZM147 220V219H146ZM3 221V220H2ZM7 221L9 222V220L7 219ZM23 221V220H22ZM117 221H119V220H117ZM121 221V220H120ZM129 221V220H128ZM163 221V220H162ZM7 222V223H8ZM130 222H132V221H130ZM142 221L140 220V223H141ZM144 222L146 223L147 221H145L144 220ZM150 222V221H149ZM149 222H147V223H149ZM158 222V221H157ZM167 222V221H166ZM172 222V221H171ZM6 223V222H5ZM13 223H15V222H13ZM13 223H10V224H13ZM21 223V222H20ZM134 223V222H133ZM139 223V222H138ZM146 223V224H147ZM151 223V222H150ZM160 223V222H159ZM9 224V225H10ZM132 224V223H131ZM257 224V223H256ZM255 224V225H256ZM53 225V224H52ZM138 225V224H137ZM142 225H143V223H142ZM148 225V224H147ZM146 225V226H147ZM254 225V226H255ZM18 226V225H17ZM134 226V225H133ZM132 225H131V227L129 228V229H127L126 230V228H123L122 230H126L128 233L127 234H123V235H117V238L116 239H114L115 241L114 242H116L117 244H119V245H122V244H125V243H128V244H130V245H132L133 243H135L134 241H136L137 240V237L139 238L141 235H139V236H137L136 237V233L134 234V232L133 231H137L138 232V230H137V228L135 229L134 227H133ZM150 226V225H149ZM156 226H158L157 225V223H156ZM260 226V225H259ZM262 226V225H261ZM4 227H6V224H4V223H1V221H0V230L1 229H4ZM10 227V226H9ZM8 227V228H9ZM20 227V226H19ZM124 227H126V226H124ZM128 227H129V225H128ZM140 228V227H139ZM138 228V229H139ZM147 228H148V226H147ZM146 228V229H147ZM10 229H11V227H10ZM21 229V228H20ZM56 229V228H55ZM18 230V229H17ZM91 230V229H90ZM125 230H124V232H125ZM145 230V229H144ZM5 231V230H4ZM4 231H1L2 233H4ZM16 231V230H15ZM117 231V230H116ZM147 231L149 232L150 230L149 229H147ZM147 231H146V233H147ZM155 231V230H154ZM7 232H9V229H8V231ZM17 232V231H16ZM119 232V231H118ZM140 232H141V230H140ZM94 233V232H93ZM110 233H112V232H110ZM139 233V232H138ZM150 233V232H149ZM148 233V234H149ZM5 235H6V232L4 233ZM14 234H15V232H14ZM113 234V233H112ZM141 234V233H140ZM2 235V234H1ZM143 235H144V233H143ZM16 236V235H15ZM145 236V235H144ZM148 236V235H147ZM250 236V235H249ZM106 237H107V239H109L110 237H108L107 235H106ZM146 237V236H145ZM19 238V237H18ZM112 238V237H111ZM149 238V237H148ZM139 239H141V237L139 238ZM147 238H145V241L142 239V241H144V242H146V241H148V240H146ZM8 240V239H7ZM21 240V239H20ZM113 241V240H112ZM138 241V243H139V241L140 240H137ZM2 243V242H1ZM7 244V243H6ZM136 244V243H135ZM140 244V243H139ZM138 244V245H139ZM141 244L143 245V243L141 242ZM140 244V245H141ZM144 244H146V243H144ZM141 245V246H142ZM263 245V244H262ZM133 246H134V244H133ZM143 246H145L146 247V245H143ZM51 247H54V246H51ZM50 247V248H51ZM56 247V246H55ZM98 247V246H97ZM102 247H104V246H102ZM118 247V246H117ZM117 247H115V248H117ZM121 247V246H120ZM49 248V247H48ZM107 248H108V246H107ZM125 248V246L123 247L122 246V248L121 249H124ZM126 249H128V247H126ZM147 249V248H146ZM150 249V247H148V249L147 250H149ZM8 250V249H7ZM6 250V251H7ZM118 250V249H117ZM125 250V249H124ZM130 250V249H129ZM144 250V249H143ZM116 251V250H115ZM126 251V250H125ZM146 251V250H145ZM118 252V251H117ZM130 252V251H129ZM137 252V251H136ZM144 252V251H143ZM142 252V253H143ZM125 253H127V252H125ZM137 253H139V252H137ZM144 253H146V252H144ZM143 253V254H144ZM118 254V253H117ZM127 255V254H126ZM137 255V254H136ZM138 256H142V255H138ZM142 257H145V256H142ZM141 258V257H140ZM109 259V258H108ZM129 259V258H128ZM133 259V258H132ZM131 259V260H132ZM146 260H148L147 258H146ZM110 261V260H109ZM138 261H139V259H138ZM143 261H145L144 259H143ZM151 261H149L148 263L149 264H157L156 262H152L151 263ZM108 262V261H107ZM160 263V264H161ZM128 264V263H127ZM129 264H143V263H129ZM144 264H145V262H144Z\"/></svg>",
  "mask_w": 264,
  "mask_h": 264
},
{
  "label": "crops",
  "instance_id": "0c3cea01",
  "mask_svg": "<svg viewBox=\"0 0 264 264\" xmlns=\"http://www.w3.org/2000/svg\"><path fill=\"white\" fill-rule=\"evenodd\" d=\"M228 2L230 4V6L235 9V13H231V12H229V13L232 15L233 18L238 19L239 14H240L239 5L242 3L241 0H228ZM6 46H7L6 40L0 39V74L3 77H7L9 75V69L6 67H4L3 70L1 69L2 68V61L4 59H7L8 55L10 54V51H12V47H10L11 50H9L10 48L6 50ZM23 55H24L23 52L22 53L18 52L17 59H19V61H20ZM20 81L22 82V80L18 77L17 80L15 81V84H19L23 90L30 89L27 87L26 88L23 87L21 85V83H19ZM25 93H27V92H25ZM11 98H12V90L11 89L10 90H0V151H5V152L6 151L10 152L12 150L18 151V153H21L20 157L22 160L18 156V159H16V161L10 162L8 167L0 168V173L11 172V171H15V172L19 173L18 170H20V168H22V167L24 168L25 166H27V163H29V162L24 161L25 158H22V157H24V155H22V154L24 153L27 156V154L25 152L29 153L30 151H33L34 156L36 155L34 158H37V160L35 159L33 161V164L35 163L34 165H37L39 168H42V170L38 168V171L44 170V171L50 172V171L54 170V167H59V165L65 166V164H66L65 163L66 162V151H67V138L68 137L65 134L66 131L63 132L62 126L59 125V121H61L63 123L64 119H62V120L58 119L59 121L50 119L46 125L48 127L45 126V127H43L44 129H42V126H40L37 123L34 124V122H33L34 121L33 118H34V115L36 113V110L34 108L35 106H33L32 104H4V102H6L7 99H9V101L12 100ZM35 105H37V104H35ZM162 105L164 107L166 104H162ZM63 107H62L63 110H61L63 112H61L60 115L61 116L63 115V118H64L67 115V113L70 112V110H69L70 107L67 106V110H64ZM31 109H33L32 113H31ZM164 110L167 113L166 115L170 121V127H171V120H170V117L168 116V111L166 108ZM148 115L149 116H146V121H144L142 124L139 120H136V126H135L134 122H132L130 124L128 136H127V140H126V144H125V150H126V155H128L130 150L132 149V147H134L135 145L139 146V145L143 144L144 148L139 150V155L136 156L135 158H133L131 160V163L133 166H136L140 162L143 161V158H145L144 160H146L147 171H148V159H149L148 151L153 146H155L154 142L162 143L164 146L163 149H166V153H167L166 154L167 159L165 160L164 165L162 167L163 170H165V174L160 176L161 179L159 177L154 178L155 181L160 182L162 180V177H165L167 172L169 173L171 151H169L168 149L171 148V140H170V138L169 139H162L160 137V134L157 137L153 136L151 130H152L153 126L155 125V120L152 121V119H150L151 115L150 114H148ZM58 117H59V115H58ZM38 123H39V121H38ZM132 126H133V129H132ZM134 129H135V133H133ZM44 131H46V133ZM98 136H99V134L97 135V138L95 140L96 143H98ZM130 137H134V140H133V138L131 139ZM44 138L45 139L47 138L48 140L47 139L45 140ZM68 139H69V141H71L73 138L71 137ZM34 140L35 141L37 140L38 143L40 144V146L34 145L35 144ZM76 141L78 142V140H75L74 143H71L72 145H74V147H76V144H77ZM129 142H130V144H129ZM56 146L58 147V151L56 149ZM34 149H42V151L40 152V154L39 153L36 154L37 152H34ZM86 149H88V148L83 145L82 147L78 148V150H76L74 152V154L76 155L74 157L76 159H78L79 157H80L79 159H81L82 157H84L86 159L85 165H83L84 162H82V165L84 167H86L90 164V162L86 158V156H87ZM103 149H106V152L103 153V155H101L102 156L101 158H103L107 154H111L112 145L107 141L104 144ZM163 149L161 151H164ZM45 151H46V153H45ZM41 154L44 156H42V158L38 160V158L41 156ZM189 157H191V155H189ZM21 161H24L25 163L21 162ZM80 161L81 160H79V162ZM38 163H41L40 164L41 166ZM193 163L195 165L194 169H189L188 168L189 166L188 167L186 166V167L189 170H192V171L195 170L194 173H196L197 170L195 168H197V166L200 164L196 163V161L194 162V160H193ZM42 164H43V166H42ZM44 166H47V167L45 168ZM57 170H58V172L61 171V170H59V168ZM24 171H26V170H24ZM28 171H29V169H28ZM63 171H64V175H66V171H67L66 166H65V170H63ZM89 171L90 170L88 169L87 173L90 174ZM149 174L152 176V174H154V171L151 170L149 172ZM8 178H9V176H8ZM9 179H12V178H9Z\"/></svg>",
  "mask_w": 264,
  "mask_h": 264
},
{
  "label": "built area",
  "instance_id": "2783aa9c",
  "mask_svg": "<svg viewBox=\"0 0 264 264\" xmlns=\"http://www.w3.org/2000/svg\"><path fill=\"white\" fill-rule=\"evenodd\" d=\"M250 38H251V34L249 30L245 26L240 25L237 28V31L235 34V38H234L235 44L244 45L246 42L250 40ZM18 77L19 75L16 72H13L10 77L1 76L0 77V90H8L10 87H12V84L14 83V81L17 80ZM175 83H176L175 76H169V77L164 76L160 82H156L153 85L144 86L142 88V92L150 97H154L157 94L164 91L165 89L173 87ZM22 85L27 88H32L31 86H33V85H30V83H26V84L22 83ZM76 101H77V104L81 103L80 99H77ZM100 104H106V103H100ZM100 106L102 109V113L107 112L108 108L106 105H100Z\"/></svg>",
  "mask_w": 264,
  "mask_h": 264
}]
</instances>
